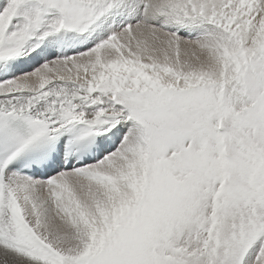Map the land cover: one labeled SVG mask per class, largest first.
Returning <instances> with one entry per match:
<instances>
[{"label":"snow or ice","instance_id":"1","mask_svg":"<svg viewBox=\"0 0 264 264\" xmlns=\"http://www.w3.org/2000/svg\"><path fill=\"white\" fill-rule=\"evenodd\" d=\"M0 264H264V0H0Z\"/></svg>","mask_w":264,"mask_h":264}]
</instances>
